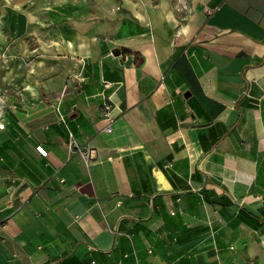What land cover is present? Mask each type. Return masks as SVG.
I'll return each mask as SVG.
<instances>
[{"label":"crops","instance_id":"obj_1","mask_svg":"<svg viewBox=\"0 0 264 264\" xmlns=\"http://www.w3.org/2000/svg\"><path fill=\"white\" fill-rule=\"evenodd\" d=\"M130 15L5 70L0 264H264V0Z\"/></svg>","mask_w":264,"mask_h":264},{"label":"rangeland","instance_id":"obj_2","mask_svg":"<svg viewBox=\"0 0 264 264\" xmlns=\"http://www.w3.org/2000/svg\"><path fill=\"white\" fill-rule=\"evenodd\" d=\"M166 1L178 6L182 0H0V91L5 70L18 59L46 54L55 36L70 32V21L93 25L90 33L110 35L131 17V9Z\"/></svg>","mask_w":264,"mask_h":264},{"label":"built area","instance_id":"obj_3","mask_svg":"<svg viewBox=\"0 0 264 264\" xmlns=\"http://www.w3.org/2000/svg\"><path fill=\"white\" fill-rule=\"evenodd\" d=\"M106 85H107V83H106ZM109 107H110L109 104H107V103H103V108H104V109H108ZM0 126H1V125H0ZM106 131H107V132H110V131H111L110 124H108V125L106 126ZM69 146H70L71 148H74V149H76L77 151H79V152L83 155V158L86 160V158L88 157L87 151H86V150H83L81 147H79L78 144H77L73 139L70 140V142H69ZM36 148H37V150H38L41 154H45V152L41 149L40 146H38V147H36Z\"/></svg>","mask_w":264,"mask_h":264}]
</instances>
